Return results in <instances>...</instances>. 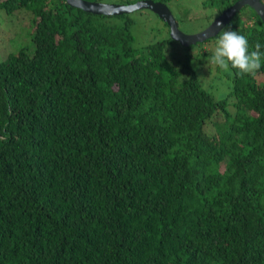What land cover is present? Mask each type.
Masks as SVG:
<instances>
[{
    "label": "trees",
    "instance_id": "16d2710c",
    "mask_svg": "<svg viewBox=\"0 0 264 264\" xmlns=\"http://www.w3.org/2000/svg\"><path fill=\"white\" fill-rule=\"evenodd\" d=\"M153 1L199 33L238 0ZM0 11L32 27L0 60V264H264V66L220 70L219 33L184 47L147 10ZM148 13L156 40L138 43ZM229 27L264 45L249 7Z\"/></svg>",
    "mask_w": 264,
    "mask_h": 264
},
{
    "label": "water",
    "instance_id": "95a60500",
    "mask_svg": "<svg viewBox=\"0 0 264 264\" xmlns=\"http://www.w3.org/2000/svg\"><path fill=\"white\" fill-rule=\"evenodd\" d=\"M64 1L72 8L93 15L121 16L129 14V12L123 10V5L121 4L95 3L84 0ZM245 7L252 9L264 23V5L260 3L259 0H238L232 6L225 9L205 30L195 34H186L182 32L179 28L178 21L174 18L170 9L161 2L146 0V4L136 11L147 10L156 15L168 26L170 38L180 43V45L188 47L215 37L221 31L217 25L222 23L225 28L231 22L232 18ZM176 38H179V40H176Z\"/></svg>",
    "mask_w": 264,
    "mask_h": 264
},
{
    "label": "clouds",
    "instance_id": "9594fccd",
    "mask_svg": "<svg viewBox=\"0 0 264 264\" xmlns=\"http://www.w3.org/2000/svg\"><path fill=\"white\" fill-rule=\"evenodd\" d=\"M145 4L146 0H134L132 3L123 5L122 8L131 14L132 11L139 10ZM217 26L221 31L217 38V46L209 56L208 62L218 66L220 70H227L231 67L237 70V75L241 77L254 76L264 66L262 65L264 51H261L264 45L257 42L255 44V50L250 51L246 36L239 34L230 27L224 28L222 23ZM176 40H179V38H176Z\"/></svg>",
    "mask_w": 264,
    "mask_h": 264
},
{
    "label": "rangeland",
    "instance_id": "374dc122",
    "mask_svg": "<svg viewBox=\"0 0 264 264\" xmlns=\"http://www.w3.org/2000/svg\"><path fill=\"white\" fill-rule=\"evenodd\" d=\"M194 2H197V0H184L182 3H180L179 6L181 7V9L194 10L195 14V10L197 9V7L195 6ZM133 13L134 12H132V14ZM148 14L151 16L150 13ZM148 14L147 16H149ZM30 19V15L25 13L24 11L14 12L13 14H11V18L8 16L6 17L5 12L0 11V60L4 59L8 53H15L19 49V47L29 45V33L31 32L30 29H32ZM149 19L150 20L148 22L141 20L138 25L134 26L132 29L134 37L136 38L138 43L146 41L150 43L156 40L155 34L148 39L149 32H153L151 29L160 27V23L155 17L151 16ZM181 28L183 30L182 32H185L187 34H194L191 30L183 25H181ZM213 75V71H210V74L206 73L207 81L210 82L213 79Z\"/></svg>",
    "mask_w": 264,
    "mask_h": 264
}]
</instances>
